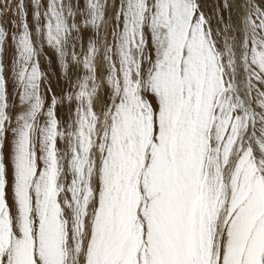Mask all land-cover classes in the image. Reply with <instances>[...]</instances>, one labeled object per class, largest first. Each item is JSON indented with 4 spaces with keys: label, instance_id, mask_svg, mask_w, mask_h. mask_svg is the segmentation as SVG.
<instances>
[{
    "label": "snow or ice",
    "instance_id": "6c2138e0",
    "mask_svg": "<svg viewBox=\"0 0 264 264\" xmlns=\"http://www.w3.org/2000/svg\"><path fill=\"white\" fill-rule=\"evenodd\" d=\"M30 3L0 0V264H264V0L215 26L201 0H118L111 30L108 0ZM45 45L84 70L65 97Z\"/></svg>",
    "mask_w": 264,
    "mask_h": 264
},
{
    "label": "rangeland",
    "instance_id": "374dc122",
    "mask_svg": "<svg viewBox=\"0 0 264 264\" xmlns=\"http://www.w3.org/2000/svg\"><path fill=\"white\" fill-rule=\"evenodd\" d=\"M46 2V0H45ZM109 2V11H108V28L111 30L113 27V15L115 12V8L111 7L113 4H118V0H108ZM225 0H201L202 4V10L205 12V14L211 18H213V25L215 26V16L214 13L219 12V9L223 6ZM237 7H234L231 12V20L235 24L240 23V18L243 16V13L245 11V4L247 0H232ZM26 3L29 4V21L31 22L32 16H31V3L30 0H26ZM223 16L225 21L229 20L230 13L228 10L223 11ZM79 21V17H77ZM4 25L8 28V30L11 32L13 30V26L11 24V16L4 19ZM91 38V31L85 33L84 40L85 45L87 44V40ZM79 51V49H78ZM15 55V49L12 45L11 39H9L8 47L5 52V63L9 65L10 62ZM40 67L41 70L46 75V88L45 93L46 96L49 98L55 94L57 98L65 97L70 90L73 89V85L76 83V81L79 79L80 76L84 74V70L80 66H74L71 70V75L67 76L63 69L60 66L59 60L57 55L55 54L54 50L47 47L45 45L44 51L40 56ZM101 80H104V72L101 70L100 73ZM47 86H50L51 92L47 91ZM9 93H10V103H16L18 107V102L16 100L15 95V89L12 86V83H9ZM108 88L106 85L102 84V90L100 94V99L97 102V111H100L108 100ZM74 103L70 106L67 101L64 103L58 104L57 111H58V117L63 123L66 121L69 117L73 115L72 108H74ZM59 146L63 149L66 147V144L64 142H61Z\"/></svg>",
    "mask_w": 264,
    "mask_h": 264
}]
</instances>
